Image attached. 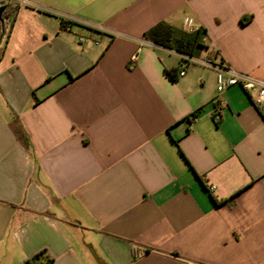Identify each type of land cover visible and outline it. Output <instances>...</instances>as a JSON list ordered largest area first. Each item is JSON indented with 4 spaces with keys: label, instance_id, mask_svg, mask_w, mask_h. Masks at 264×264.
Segmentation results:
<instances>
[{
    "label": "crops",
    "instance_id": "obj_1",
    "mask_svg": "<svg viewBox=\"0 0 264 264\" xmlns=\"http://www.w3.org/2000/svg\"><path fill=\"white\" fill-rule=\"evenodd\" d=\"M28 1L0 11V264H264L256 90L141 44L191 17L196 58L264 81V0Z\"/></svg>",
    "mask_w": 264,
    "mask_h": 264
},
{
    "label": "built area",
    "instance_id": "obj_2",
    "mask_svg": "<svg viewBox=\"0 0 264 264\" xmlns=\"http://www.w3.org/2000/svg\"><path fill=\"white\" fill-rule=\"evenodd\" d=\"M15 1L21 5H27L29 4L28 0H0V11L3 8L4 2H11ZM3 30L1 24H0V32ZM183 30L186 33L192 34L197 31L196 23L193 18L186 17L183 23ZM84 39L81 38L80 42H83ZM151 41L142 39L141 44H150ZM182 57L187 61H193L196 62L202 66L212 68L217 71V87L219 94L223 93L230 87L234 86H241L245 90H256L257 98L256 103L261 108L262 113L264 115V81L254 77L253 75H250L248 73L239 72L233 69H230L226 66L225 63L219 62L216 63L213 59L207 57L203 59H199L193 56H184ZM139 59V53H136L132 56L131 61L133 63L137 62ZM186 74L185 70H182L180 72V76H184ZM228 106V103L223 98H220V106L217 111V116L220 117L222 111ZM214 190V187L211 188ZM189 264H201L196 262H190Z\"/></svg>",
    "mask_w": 264,
    "mask_h": 264
},
{
    "label": "trees",
    "instance_id": "obj_3",
    "mask_svg": "<svg viewBox=\"0 0 264 264\" xmlns=\"http://www.w3.org/2000/svg\"><path fill=\"white\" fill-rule=\"evenodd\" d=\"M1 20L2 18L0 17V21ZM204 34L205 31L203 29H199L192 34L186 33L185 31L179 32L168 23L160 22L146 31L144 37L156 45L174 49L181 55L196 57L195 50L196 48L203 46L201 38ZM215 57H217L216 53L211 54V57L209 58L213 59ZM39 258L40 257L37 256L32 261H27L25 264H37ZM49 262H51V260H48V263Z\"/></svg>",
    "mask_w": 264,
    "mask_h": 264
},
{
    "label": "water",
    "instance_id": "obj_4",
    "mask_svg": "<svg viewBox=\"0 0 264 264\" xmlns=\"http://www.w3.org/2000/svg\"><path fill=\"white\" fill-rule=\"evenodd\" d=\"M0 15H1V13H0Z\"/></svg>",
    "mask_w": 264,
    "mask_h": 264
}]
</instances>
